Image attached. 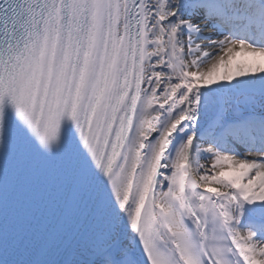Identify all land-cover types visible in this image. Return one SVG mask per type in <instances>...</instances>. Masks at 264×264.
<instances>
[{
  "label": "bare ground",
  "instance_id": "6f19581e",
  "mask_svg": "<svg viewBox=\"0 0 264 264\" xmlns=\"http://www.w3.org/2000/svg\"><path fill=\"white\" fill-rule=\"evenodd\" d=\"M124 7L125 0H117L120 33ZM208 11L225 14L227 27L209 22ZM143 13L142 87L132 127L63 264H141L129 249L157 166L156 215L169 233L167 247L174 246L186 264H207L201 235L184 208L190 177L212 191L242 261L264 264V239L250 238L242 229L246 214L238 200L243 199L249 221L264 227V148L246 147L264 145V111L242 113L237 105L243 91L264 96V47H256L257 40L264 41V0H143ZM193 91L208 111L205 126L188 121Z\"/></svg>",
  "mask_w": 264,
  "mask_h": 264
},
{
  "label": "rangeland",
  "instance_id": "374dc122",
  "mask_svg": "<svg viewBox=\"0 0 264 264\" xmlns=\"http://www.w3.org/2000/svg\"><path fill=\"white\" fill-rule=\"evenodd\" d=\"M237 105L239 110L242 113H247L250 112L253 109H262L264 111V96L258 95L256 93L250 92V91H243L237 96ZM213 162H216V164L219 166L220 163L215 157L211 158ZM240 198V197H239ZM239 200V209L241 213L243 212L245 215V219H242V224L244 231L246 232L247 236L250 238H261L264 239V227H257L254 226L251 221H249V216L248 211L246 210L243 199H238ZM236 204V203H235ZM241 208L243 210H241ZM243 214V215H244Z\"/></svg>",
  "mask_w": 264,
  "mask_h": 264
}]
</instances>
